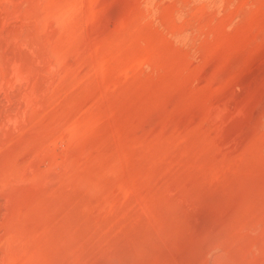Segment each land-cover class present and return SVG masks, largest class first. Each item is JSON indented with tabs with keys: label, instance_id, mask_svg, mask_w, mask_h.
I'll return each mask as SVG.
<instances>
[{
	"label": "rangeland",
	"instance_id": "rangeland-1",
	"mask_svg": "<svg viewBox=\"0 0 264 264\" xmlns=\"http://www.w3.org/2000/svg\"><path fill=\"white\" fill-rule=\"evenodd\" d=\"M0 264H264V0H0Z\"/></svg>",
	"mask_w": 264,
	"mask_h": 264
},
{
	"label": "bare ground",
	"instance_id": "bare-ground-1",
	"mask_svg": "<svg viewBox=\"0 0 264 264\" xmlns=\"http://www.w3.org/2000/svg\"><path fill=\"white\" fill-rule=\"evenodd\" d=\"M16 121V120H15Z\"/></svg>",
	"mask_w": 264,
	"mask_h": 264
}]
</instances>
